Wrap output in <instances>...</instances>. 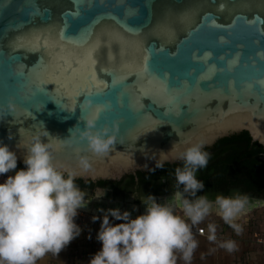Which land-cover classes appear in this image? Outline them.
Returning <instances> with one entry per match:
<instances>
[{"label":"water","instance_id":"obj_1","mask_svg":"<svg viewBox=\"0 0 264 264\" xmlns=\"http://www.w3.org/2000/svg\"><path fill=\"white\" fill-rule=\"evenodd\" d=\"M61 32L99 36L96 63L74 73L87 45H70ZM33 36L34 46H17ZM145 54L152 83L134 71ZM122 63L133 71L122 72ZM101 105L97 126L118 130L117 143L98 156L77 137ZM40 122L54 143L64 140L55 163L76 168L79 156L89 158L81 179L120 180L154 167L149 157L174 143L208 148L243 131L264 161V0H0V142L18 163L26 150L16 145L42 131Z\"/></svg>","mask_w":264,"mask_h":264},{"label":"clouds","instance_id":"obj_2","mask_svg":"<svg viewBox=\"0 0 264 264\" xmlns=\"http://www.w3.org/2000/svg\"><path fill=\"white\" fill-rule=\"evenodd\" d=\"M104 107H97L85 117L84 127L78 130L77 137L98 156L109 153L117 143V125L97 126V113ZM40 124L42 131H35L28 141L21 140L16 145L17 150H26L22 156L23 168L17 170V151L0 142V176L15 170L0 182V264H38L49 254L57 257L82 232L76 223L79 210L93 199L103 198L107 192L106 188L100 189L86 199V192L79 188L76 180L90 172L89 158L79 156L76 168L55 163L53 152L63 146L64 140L56 139L54 143L43 122ZM69 131L71 133V129ZM42 137H47V141ZM8 139H12L11 133ZM204 148V141L190 143L183 150H178L174 143L170 151L160 152L158 158L149 157L155 161L154 167L142 166L149 172L163 168L169 160L182 162V166L174 169L171 198L158 202L154 195H146L141 199L145 211L135 218L129 210L97 209L102 216L93 215L91 220L100 221L95 238L101 247L91 255L88 264H178L180 261L192 264L199 247L193 229L213 212L240 234L242 228L236 220L247 211L249 197L246 194H218L214 200L206 195L197 196L205 185L197 179L196 173L207 166L210 158ZM135 210L133 207L132 211ZM206 231L207 241L215 245L209 253L215 248L227 253L237 250L235 240L217 241L214 223H208ZM197 233L203 234L204 229H197ZM88 238L91 239L90 231Z\"/></svg>","mask_w":264,"mask_h":264},{"label":"rangeland","instance_id":"obj_3","mask_svg":"<svg viewBox=\"0 0 264 264\" xmlns=\"http://www.w3.org/2000/svg\"><path fill=\"white\" fill-rule=\"evenodd\" d=\"M162 198L164 197H160L159 200ZM90 203L93 202L91 201ZM132 206L135 205H128L127 207L132 209ZM138 207L136 206L137 209ZM92 216L93 212L79 210L77 218L82 228L80 236L72 240L73 242L67 246L69 247L67 253H62L59 258H49L47 264H88L91 255L101 247L100 242L95 238L99 230L100 221L92 222ZM116 222L119 223V221ZM210 222L216 225L217 241L226 239L235 240L237 250L232 253H227L223 249L215 248V251L209 253V249L214 248L215 245L209 243L204 237L202 239L196 236V239L199 241V247L194 253L192 264H264L263 205L253 210L249 209L237 218L236 223L240 224L242 228L240 234H236L232 228L226 226L227 224L215 212L206 217L201 224L195 226L193 231L200 227H206ZM89 231L91 232V239L88 238ZM79 248H81V251ZM202 253L204 255L203 259H201ZM178 264H183V262L180 261Z\"/></svg>","mask_w":264,"mask_h":264},{"label":"flooded vegetation","instance_id":"obj_4","mask_svg":"<svg viewBox=\"0 0 264 264\" xmlns=\"http://www.w3.org/2000/svg\"><path fill=\"white\" fill-rule=\"evenodd\" d=\"M218 142V141H217ZM216 142V143H217ZM215 143V144H216ZM214 144V145H215ZM213 145V146H214ZM212 146V147H213ZM221 147H217L220 149ZM216 150V149H213ZM214 152V151H213ZM176 164V165H174ZM174 165V166H173ZM172 166H167L164 164L163 168L156 169L154 172H149L147 170L137 171L135 174L130 173L125 175L120 180H90V179H81L76 180V184L79 188L86 192L88 197H93L95 192L100 189H107L105 196L99 200L93 199L92 202L96 201L97 204L102 205L103 202H118L124 206L135 205L132 207L139 206V211H142L143 199L146 195L152 194L156 197L158 202L164 201L167 198L171 197L172 192L174 191L175 185V176L174 169L178 166H182V162L173 163ZM25 167L22 163L17 164V169ZM202 175H207L203 172L202 169L198 170L196 173L197 179L204 182V189L197 192V196L206 195L209 200H214V198L220 194L224 196H232L236 193L246 194L249 197V202L252 203L254 200L264 199L263 196H259L258 193L249 195L248 193L236 189V190H215V184L212 183L209 177V181L205 180ZM208 181V182H207ZM86 196V197H87ZM160 197H164L159 200ZM87 199V198H86ZM264 206V201H261ZM261 205V206H262ZM250 208L253 207L249 206ZM130 209V208H129ZM248 210V209H247Z\"/></svg>","mask_w":264,"mask_h":264},{"label":"trees","instance_id":"obj_5","mask_svg":"<svg viewBox=\"0 0 264 264\" xmlns=\"http://www.w3.org/2000/svg\"><path fill=\"white\" fill-rule=\"evenodd\" d=\"M204 150L210 153V158L207 166L202 169L207 175L202 177L208 181L210 177L215 190L239 189L249 195L259 192V196L264 197L263 148L252 141L247 131L221 139L213 147Z\"/></svg>","mask_w":264,"mask_h":264},{"label":"snow or ice","instance_id":"obj_6","mask_svg":"<svg viewBox=\"0 0 264 264\" xmlns=\"http://www.w3.org/2000/svg\"><path fill=\"white\" fill-rule=\"evenodd\" d=\"M60 36L62 39H66L67 43L70 45H87L86 50L83 54V59H77L76 64L79 66L78 69H74V73L78 70H86L91 65L95 64L96 61L93 59L92 53L95 51V49L99 46L100 43V37L97 36L95 40H91L89 36H82L80 38L72 39L70 37H64L63 33H60ZM38 42V38L33 36L31 39L28 38H21L17 41V46L19 47H26V46H34ZM127 42L121 40V57L124 55V46ZM109 59H111V55L109 54ZM144 63L141 67L134 69L136 73L140 76L145 77L146 79H149V83L153 82L154 78H151V73L149 72V65H148V56L145 54L143 57ZM69 67L71 66L70 60L68 61ZM100 71H106V69L101 68ZM121 71L124 73H130L133 71V69L126 63H122L121 65ZM93 78H95V73H93ZM121 79H123V76H121ZM157 91H164V85L159 84L157 87Z\"/></svg>","mask_w":264,"mask_h":264},{"label":"bare ground","instance_id":"obj_7","mask_svg":"<svg viewBox=\"0 0 264 264\" xmlns=\"http://www.w3.org/2000/svg\"><path fill=\"white\" fill-rule=\"evenodd\" d=\"M171 197H167V199H170ZM165 201V200H164ZM164 201H161V202H164ZM123 204V203H122ZM118 202H109V203H103L102 205L100 204H97L96 202H93V203H89L87 205L86 208H83V209H80V210H83L85 212H93L94 214V211H96L98 209V207L100 208H104V209H107V208H120L122 211L123 210H129L131 211V215L133 218H135V216L139 215V214H142L144 211H145V205H143V208L141 209L142 211H139V209L135 208L136 210L135 211H132V209H129L127 206H124ZM263 203L260 201V202H257V203H250L249 206L253 205V207H247V209H251L253 210L254 208H257L259 206H261Z\"/></svg>","mask_w":264,"mask_h":264},{"label":"crops","instance_id":"obj_8","mask_svg":"<svg viewBox=\"0 0 264 264\" xmlns=\"http://www.w3.org/2000/svg\"><path fill=\"white\" fill-rule=\"evenodd\" d=\"M79 219L76 217V223L79 225ZM197 236V235H196ZM197 238H202L203 239V237H199V236H197ZM204 238H206V237H204ZM71 242H73V241H71ZM71 242H70V244H71ZM74 248H75V246H73ZM79 250L81 251V248H79ZM69 251V247H66V248H64L60 253H59V255L57 256V257H55V258H59L61 255H62V253H67ZM78 251V250H77ZM49 258H54L51 254H49V255H47L44 259H42L41 261H39L38 262V264H47L48 263V260H49Z\"/></svg>","mask_w":264,"mask_h":264},{"label":"built area","instance_id":"obj_9","mask_svg":"<svg viewBox=\"0 0 264 264\" xmlns=\"http://www.w3.org/2000/svg\"><path fill=\"white\" fill-rule=\"evenodd\" d=\"M7 175H13V173L9 172V173L5 174L4 176H0V182H2L6 178ZM198 229H204V233L203 234H198L197 233V229H195L194 230V234H196L199 237H206L207 236V231H206L205 227H200Z\"/></svg>","mask_w":264,"mask_h":264}]
</instances>
